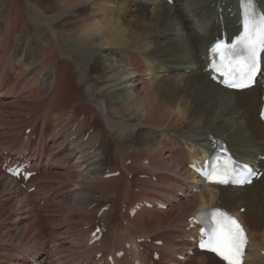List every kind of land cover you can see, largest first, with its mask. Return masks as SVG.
<instances>
[{
    "label": "bare ground",
    "instance_id": "6f19581e",
    "mask_svg": "<svg viewBox=\"0 0 264 264\" xmlns=\"http://www.w3.org/2000/svg\"><path fill=\"white\" fill-rule=\"evenodd\" d=\"M256 1L264 11V0ZM238 21V0L11 2L0 42V108L16 102L17 110L6 117L7 127L0 126V159L24 163L36 173L21 188L0 171V264H184L193 259L195 264H225L194 248L198 227L188 226L196 212L213 206L237 213L243 223L248 238L244 263L264 264V174L250 185L217 186L203 184L187 167L201 164L220 138L238 160L264 169V124L255 118L264 98V52L254 86L244 90L221 87L204 69L211 42L222 32L230 39ZM34 25H46L48 33L38 49H20L29 60L24 67L21 56L12 61L8 47ZM176 26L190 47L178 43ZM117 55L122 69L111 64ZM127 82L133 99L124 94ZM75 134L81 138L78 146L109 144L101 152L103 167L91 172L92 178L70 162L68 145ZM72 185L101 196L93 200L96 212L82 215V207L76 209L81 214L71 207L66 219L74 220V227L81 221L87 227L70 234L66 225L60 239L53 240L56 232L37 222L39 209L57 205L58 197V204H67L64 193L72 194ZM31 186L34 190L26 192ZM25 200L31 216L22 208ZM135 203L141 206L130 216ZM104 205L107 209L97 216ZM97 222L101 236L89 244ZM14 227H23L24 241L1 244ZM118 251L123 252L119 258Z\"/></svg>",
    "mask_w": 264,
    "mask_h": 264
},
{
    "label": "snow or ice",
    "instance_id": "6c2138e0",
    "mask_svg": "<svg viewBox=\"0 0 264 264\" xmlns=\"http://www.w3.org/2000/svg\"><path fill=\"white\" fill-rule=\"evenodd\" d=\"M241 2L244 9L241 20L243 31L230 44L218 40L209 50L212 60L210 67L225 77L224 83L233 88L248 87L253 82L260 68L259 54L264 51V14L254 11L253 0ZM207 167L208 170L202 174L214 183H228L237 172L235 162L230 157L222 163L218 160ZM244 171L250 169L245 165ZM232 182L243 183L244 180L232 179ZM197 215L208 225V239L202 241L200 247L215 252L226 264H243L248 238L239 221L219 208ZM196 219L193 217L190 223ZM201 231L204 233L206 229L202 228Z\"/></svg>",
    "mask_w": 264,
    "mask_h": 264
},
{
    "label": "rangeland",
    "instance_id": "374dc122",
    "mask_svg": "<svg viewBox=\"0 0 264 264\" xmlns=\"http://www.w3.org/2000/svg\"><path fill=\"white\" fill-rule=\"evenodd\" d=\"M11 2H13V0H0V42H2L4 40V38H5L4 27H5L6 24H5L4 20H6L7 17L10 16V14H11ZM7 7H8V9H7ZM3 8H4V10H2ZM205 17H207V16L205 15ZM176 27L177 28H176L175 32L177 31V34H180V36H178L179 40L176 39L178 41V43H180V44L183 43V44L187 45L188 47H190L189 41L187 40L185 33L182 31V27H179V28H178V26H176ZM59 32H62V29H60ZM47 33H48V28H47L46 25H34L33 28L32 27L26 28L25 32L22 35L18 36L16 38V41H11V44L8 47L10 49V58L13 59L12 61H14V62L18 61V58L21 56V55H19L20 49L22 47H23L22 49H24L25 45H31V47L34 46V48L38 49V45L40 43V40L42 39L43 35L47 34ZM181 35L183 36V38L181 37ZM180 38H181V40H180ZM45 47H46V45H43V48H45ZM49 48H51V44L48 45V49ZM26 49H27V46H26ZM32 50H33V48H32ZM30 52H31V49L28 52V55H29ZM187 52H189L188 56H189V59H191L190 48L187 50ZM27 57L28 56H25V54H24V57L21 56V58H19L20 60L23 61L22 63L24 64V67L26 66L27 62L29 61ZM25 58H27V59L24 61ZM115 61H116V63L114 62V63H111V64H113L115 66H120L121 61H120V56L119 55L116 56V60ZM106 63L109 64L110 62H106ZM120 69H122L121 66H120ZM70 73H68L69 79L71 78V80H72V79L75 78L74 81H76V77H74V74H70ZM87 74H90L89 70H88ZM126 76H128V74H124L121 77H126ZM40 80H42V78H40ZM88 80L90 81V78H85L84 82H89ZM126 80H127L126 78L123 79V81H126ZM261 83H262V80H261L260 83L257 84V87H259V85ZM122 85L125 88L124 89L125 90V92H124L125 96L127 98L133 99L134 95L132 93V91H133L132 87H131L132 85H130L129 82H127L126 84L123 83ZM104 98H106V100ZM107 98H108V96H106V95H104V96L100 95V99H102L104 102H109ZM15 104H16V102L15 103L12 102V103L6 104V105H4V107L0 108V110H1L0 111V126L7 127V125L5 124V119H7L6 117H8V115L11 114V112H14L15 110H17V108L15 109ZM257 109H258V106L256 108L255 118H257V114H258L257 113ZM62 113L63 112L60 111L59 114H62ZM250 115H252V114L250 113ZM53 117L56 118L57 115H55ZM80 117L81 116H79L78 118H80ZM241 117L239 118L241 120V121L239 120V123L241 122V126H243V127L244 126H248V123H244L245 122L244 119H243L244 117L243 116H241ZM77 119H75L74 123H76ZM1 122H3L2 125H1ZM253 124H255V122H253ZM251 126H253V125H251ZM86 128L83 129V131H84L83 140H85V138L87 136V132L90 130V128H87L88 130ZM25 131L29 132V128H27ZM70 141L71 142L68 145V148H69L68 150L71 153L70 154V162H72V163H74L76 165H80V167L78 169L79 172H83L84 176H88L89 178H92L93 174L91 172H94V170L101 171V168L103 167V166H101L102 164L99 163V160L101 159V152H104L106 147H107V145H109V144H106L104 142L102 144H100V141H97V142L93 143L91 146H78L80 141H81V138H80L79 134L73 135L71 137ZM98 146H99L100 150L96 153V156L93 157V154H94L93 149L97 148ZM126 150H127V148H126ZM104 156H103L104 160L107 161L106 154ZM125 162H126V164H128L129 160H127ZM144 163H146V160L144 161ZM139 176L143 177V175H141V174ZM129 177H130V175H129ZM77 188H78L77 186L72 185L71 189L74 192L72 194H70V195L64 193L65 198L68 200L67 204H64V205L63 204H58L59 202H61V200H59L60 197H58L57 198V202L58 201L59 202L57 203V205H56V203L53 202L54 204H49L47 207L39 209V213L42 216V219L36 218V219H38L37 222L45 228V231L50 232V233L51 232H56L55 236L53 237V240L60 239L62 233L66 231L65 229H67L66 225H68V227H71L70 231L68 230V232L70 234L74 233L75 231H79V230L85 229L87 227V224H85V222H83V221L78 222L76 224L77 226L74 227V222L75 221L74 220H70V218L66 219L67 218L66 214L69 213V212H72V209H73V212H76L77 214H81L82 212H77L76 209H78V211H80L81 210L80 208L82 207V209H83L82 211H84L82 213V215L83 214L93 215L96 212L93 209L94 205H95L93 200H96V199L100 198L101 196L96 195V194L92 195L91 193H89L86 190V188L79 189V190ZM263 190H264V182H263ZM79 198L82 199L81 202L77 201V199H79ZM261 199L264 201V195H262ZM117 203L119 204L120 200H118ZM26 204H27V201L25 200L24 201V205H23L22 208H23L24 212L27 213V215L31 216L30 215L31 212H29L30 209L27 208ZM195 205H197V203ZM71 207H72V209H71ZM101 208H102V206L99 208V210ZM240 208H245V205L240 207ZM62 210H65L64 211L65 214L63 216H61V211ZM102 212L103 211H98L97 212V216H99ZM44 216H46L45 219H44ZM60 226L64 227V229L62 230L61 233L58 232L59 229L56 230V228L60 227ZM22 230H23V227H14L11 230V238L4 237L3 239H1V244L9 245V244H16L18 242V240L19 241H24V236L27 237V234L23 235V239H22L21 238V234L23 232ZM115 235H116V231H115ZM147 241H149V240L147 239ZM64 248H66V245H64ZM148 253H149V251H148ZM195 262L196 261L194 259L193 260H186L184 262V264H195ZM201 264H205V263H201Z\"/></svg>",
    "mask_w": 264,
    "mask_h": 264
}]
</instances>
